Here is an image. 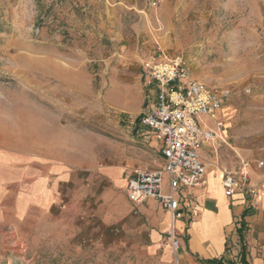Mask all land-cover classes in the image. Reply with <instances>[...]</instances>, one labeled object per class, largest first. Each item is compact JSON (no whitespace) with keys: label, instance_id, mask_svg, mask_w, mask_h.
Wrapping results in <instances>:
<instances>
[{"label":"rangeland","instance_id":"obj_1","mask_svg":"<svg viewBox=\"0 0 264 264\" xmlns=\"http://www.w3.org/2000/svg\"><path fill=\"white\" fill-rule=\"evenodd\" d=\"M149 57L223 95L220 167L264 162V0H0V153L71 164L58 185L0 173V264H158L125 194L163 165L138 119Z\"/></svg>","mask_w":264,"mask_h":264},{"label":"built area","instance_id":"obj_2","mask_svg":"<svg viewBox=\"0 0 264 264\" xmlns=\"http://www.w3.org/2000/svg\"><path fill=\"white\" fill-rule=\"evenodd\" d=\"M147 77L157 86L156 101L143 112L140 124L155 133L160 141L164 163L159 170L136 169L128 173L127 197L135 205L155 199L171 214V226L165 242L177 253L181 239L176 221L183 217L178 194L182 189L207 185V165L201 152L205 146L216 148L222 138L224 122L223 95L205 84L189 78L183 58L166 62L149 57L143 62ZM209 119L211 124H208ZM262 161L240 158L233 169L223 170V187L227 197L242 195L253 207H258L264 195V184L252 182L251 172ZM164 175L169 191H164ZM173 264H185L176 257Z\"/></svg>","mask_w":264,"mask_h":264},{"label":"crops","instance_id":"obj_3","mask_svg":"<svg viewBox=\"0 0 264 264\" xmlns=\"http://www.w3.org/2000/svg\"><path fill=\"white\" fill-rule=\"evenodd\" d=\"M142 78H149L144 69ZM151 84L153 85L154 82ZM155 89H149V100L153 103L146 110L156 101L154 96L157 95V87ZM126 96L135 99L134 93H129ZM149 133L155 136L159 145L160 157L164 163L160 141L155 133L151 131ZM221 138L224 141L222 135ZM218 150L217 147L214 149L212 146H205L201 152L203 161L207 165V185L185 188L178 194L183 213V217L176 221L182 244L179 252L176 253L171 246L164 245L162 242L171 226L170 212L164 209L160 202L152 198L136 205L148 219V225L143 228L142 232L149 241L147 253L155 258L158 264H172L176 257H179L185 264H209L208 262L212 260H221L223 263L232 260L237 264H242L238 256L242 245L246 247L248 264H264V195L260 198V203L256 208L240 194L227 197L223 187V170L225 169L218 165ZM20 161L16 165L7 153H0V173L28 174L34 180L38 177L42 179L45 175L48 179L54 177L55 185L67 180L71 174V164L67 161H55L48 164L40 161L32 165L33 167L26 159L21 158ZM28 165L30 168L27 167ZM114 175L119 176L120 172L115 170ZM167 179L169 182V178ZM251 179L256 185L264 184V166L259 168L254 164ZM127 181L128 176L125 186L126 199L127 202L133 204L127 197ZM132 210L130 205L122 207L119 215L113 220H107L105 224L110 225L120 221ZM241 224L246 226L243 239L238 234Z\"/></svg>","mask_w":264,"mask_h":264},{"label":"trees","instance_id":"obj_4","mask_svg":"<svg viewBox=\"0 0 264 264\" xmlns=\"http://www.w3.org/2000/svg\"><path fill=\"white\" fill-rule=\"evenodd\" d=\"M141 116H139L138 119H140ZM246 230V226L244 224H241V227L238 229V234L241 239L244 237V231ZM239 261L242 264H248L246 261V247L242 245L241 251L239 252ZM209 264H237L236 261L229 260L226 263H223L221 260H212L208 262Z\"/></svg>","mask_w":264,"mask_h":264},{"label":"bare ground","instance_id":"obj_5","mask_svg":"<svg viewBox=\"0 0 264 264\" xmlns=\"http://www.w3.org/2000/svg\"><path fill=\"white\" fill-rule=\"evenodd\" d=\"M221 133V132H220ZM220 133H218V136H219V138H221V134Z\"/></svg>","mask_w":264,"mask_h":264}]
</instances>
